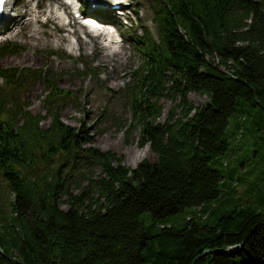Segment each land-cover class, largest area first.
I'll list each match as a JSON object with an SVG mask.
<instances>
[{"label":"trees","instance_id":"trees-1","mask_svg":"<svg viewBox=\"0 0 264 264\" xmlns=\"http://www.w3.org/2000/svg\"><path fill=\"white\" fill-rule=\"evenodd\" d=\"M150 9L156 37L143 25L123 33L139 60L128 73L124 131L139 127L137 144L153 161L126 165L93 144L88 122H64L59 105L75 96L43 66L0 64V264H264V174L230 210L213 218L210 208L222 183L234 196L240 167L250 175L252 160L264 157V0H154ZM23 50L2 42L0 60ZM37 79L45 114L21 95ZM191 91L205 102L194 105ZM162 96L171 105L159 120ZM239 99L247 115L237 138L246 120L254 138L245 158L219 170L210 163L228 146ZM253 184L263 186L257 201ZM186 207L195 212L180 225L151 231L140 220L149 212L155 225Z\"/></svg>","mask_w":264,"mask_h":264},{"label":"rangeland","instance_id":"rangeland-1","mask_svg":"<svg viewBox=\"0 0 264 264\" xmlns=\"http://www.w3.org/2000/svg\"><path fill=\"white\" fill-rule=\"evenodd\" d=\"M56 1L62 2L63 0H8L10 2L8 11L11 18L2 19L0 30H3V27L7 25L10 26L12 20L15 19L21 21V24L0 34V42L5 39L14 41L25 45V50L3 57L0 64L4 67L23 68L43 66L58 87L69 89L75 96L74 99H66L63 104L59 105L64 122L76 126L79 125L80 119L88 122L93 144L103 150L110 149L121 154L126 165L134 166L144 158L153 161L155 155L151 152L149 146H139L137 144L139 127L132 130L128 137H126L124 131L125 124L131 118L126 105V83L130 79L128 73L135 69L139 62L135 50L125 43L120 36L114 38L110 35L109 37L114 38L117 42L110 45L106 41V45L102 46V40L107 35L96 36L97 31L88 30L78 22L76 26L73 24L65 25L63 21H66V18H54L55 14L60 13L62 9L61 7H54ZM152 1L154 0L125 1L128 5L124 10L127 13L129 24L127 26L121 23L119 25L113 24L119 35L128 27L131 28L139 22L146 25L154 35L156 34V25L152 21L153 15L150 10ZM35 2H38L42 7L40 9L35 8ZM28 8L34 10L31 21L28 20L29 16L23 14ZM40 10H42V13L39 12ZM97 15L104 19L100 14ZM46 18L49 19L47 22H45ZM113 18L122 22L116 15ZM100 27L102 28V26ZM103 30L107 32L105 29ZM101 52L103 53L101 54ZM101 55H105V57ZM80 57L85 58V60L80 62ZM92 66L97 68L96 75L89 73V68ZM83 71L86 73H82ZM44 88L45 84L37 79L27 82L21 91L26 106L33 113L45 114L41 103ZM188 97L197 106L202 105L206 100L204 94L193 91L188 93ZM159 103L164 106L162 111L164 113L159 117V120H163L171 102L162 96ZM243 103H245L243 99L238 100V111L233 113L228 120L226 126L228 146L223 154L217 156L216 160L211 161L210 164L213 168L219 170L223 168L222 161L224 160L229 162L228 165L234 166L236 163L235 158L238 160L243 159L250 152L254 136L249 120L244 122L242 136L237 138L236 135L241 117L244 114L247 115V112L242 109ZM252 108L255 109V107ZM46 123L47 121L43 122V124ZM252 162L249 165V169L252 170L250 175L247 174L248 172L244 170L243 166L240 167L245 178L242 182L236 184L237 192L235 191L234 196L230 194L232 190L229 193L226 192L228 188L227 181L221 184L220 196L210 206L215 212L212 215L213 218L217 213L228 211L239 203L242 196L241 190L255 183V180L264 174V157L255 158ZM252 187L255 189L252 196L257 201V196L262 192L263 186L260 185L258 188L253 184ZM194 212L195 208L186 207L181 212L156 220L155 225H153L154 220L151 214L143 212L140 214V220L148 230L154 231L162 222L170 224L179 221L175 224L180 225L185 215Z\"/></svg>","mask_w":264,"mask_h":264},{"label":"bare ground","instance_id":"bare-ground-1","mask_svg":"<svg viewBox=\"0 0 264 264\" xmlns=\"http://www.w3.org/2000/svg\"><path fill=\"white\" fill-rule=\"evenodd\" d=\"M9 4H10V2H8L7 6H6V14H5V15H6V16H5L6 19H8V18L10 19V18H11V16L9 15V11H8V9H9ZM33 11H34V10H33L32 8H28V10H25L24 13H23L24 15L29 16V18H28L29 21H31V19H32V13H33ZM53 12H54V11H53ZM60 15H61V13H58V14L56 13L55 16H54V18H55V17H59ZM12 18H13V17H12ZM63 23L65 24L64 21H63ZM70 23H72L74 26H76V24H77V20H73V21L70 22ZM72 24H71V25H72ZM83 24L86 25V26H89L88 23H83ZM78 27H81V26H78ZM92 30H94V29H92ZM0 33H1V31H0ZM98 35H108V36H109L108 32H105L104 30H100V31L97 33L96 36H98ZM108 36L105 38L106 41H107V39H108ZM109 42H112V40H110ZM101 45H102V46H105L106 43H104V44L101 43ZM102 48H103V47H102ZM69 50L71 51V49H69ZM102 53H103V52H101V54H102ZM101 56H104V57H105V55H101ZM101 56H100V57H101Z\"/></svg>","mask_w":264,"mask_h":264},{"label":"water","instance_id":"water-1","mask_svg":"<svg viewBox=\"0 0 264 264\" xmlns=\"http://www.w3.org/2000/svg\"><path fill=\"white\" fill-rule=\"evenodd\" d=\"M240 245L241 244L229 246L226 249H215V251H233V250H236L237 248H239Z\"/></svg>","mask_w":264,"mask_h":264},{"label":"snow or ice","instance_id":"snow-or-ice-1","mask_svg":"<svg viewBox=\"0 0 264 264\" xmlns=\"http://www.w3.org/2000/svg\"><path fill=\"white\" fill-rule=\"evenodd\" d=\"M0 3H3V0H0Z\"/></svg>","mask_w":264,"mask_h":264}]
</instances>
